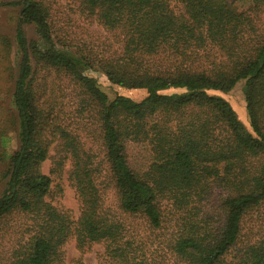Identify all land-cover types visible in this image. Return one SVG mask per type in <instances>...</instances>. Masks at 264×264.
<instances>
[{"label":"trees","instance_id":"1","mask_svg":"<svg viewBox=\"0 0 264 264\" xmlns=\"http://www.w3.org/2000/svg\"><path fill=\"white\" fill-rule=\"evenodd\" d=\"M70 1L107 34L105 48H117L58 49L43 0L3 3L20 9L18 147L6 153L0 141V264H62L70 240L81 255L101 244L105 264H264V0H248L246 9L227 0ZM25 24L39 41L26 37ZM0 46L6 61L9 40L0 36ZM85 69L146 96L109 99ZM52 75L78 90L76 118L95 128L102 162L57 101L44 99ZM240 81L249 129L227 100L209 94ZM52 145L50 175L68 167L75 219L48 200L53 181L41 167ZM104 182L117 211L104 203ZM217 190L219 205L206 208Z\"/></svg>","mask_w":264,"mask_h":264},{"label":"rangeland","instance_id":"2","mask_svg":"<svg viewBox=\"0 0 264 264\" xmlns=\"http://www.w3.org/2000/svg\"><path fill=\"white\" fill-rule=\"evenodd\" d=\"M15 0H0V36L6 37L11 45L10 54L5 60L6 52L0 46V141L4 142L6 153H12L18 147L17 140V121L16 112L12 102L13 82L17 70L18 55L17 46L15 43V28L17 24L20 6H10L8 4ZM234 4L238 9H246L249 6L248 0H227ZM50 8L52 24L54 27L53 39L58 49H64L71 53L76 52V47L85 46L87 50L106 54L117 48L112 46L110 50L106 45L107 34L97 27L95 24L87 21L77 10L76 6L70 0H43ZM24 32L28 39L38 40L39 36L36 33L35 27L31 24L23 25ZM84 74L93 78L96 85L103 91L109 99L116 95H123L140 101L145 96L144 90H128L108 82L106 77L97 69H85ZM47 94L44 98L46 101H57L56 103L62 110L64 121L71 125L73 130L80 135L85 148L90 150L95 159L99 162L103 161L101 142L99 141L94 127H90V123L76 118V105L78 101V90L69 82L58 79L54 75L49 77L44 83ZM243 81L238 82L234 88L228 93H220L210 91L209 94L222 96L232 106L240 122L249 129L247 113L244 104L242 93ZM178 90L164 91L163 93H172ZM3 139V140H2ZM3 148H0V151ZM53 145L49 151V159L42 164V172L50 175L52 157L54 156ZM131 161L133 164L138 162L136 151H131ZM5 165L0 164V171ZM68 167L59 176L50 175L53 184L51 195L48 200L58 209L69 212L72 218H77L79 215V204L77 202L74 190L71 188L67 180ZM104 192V203L114 211H117V200L114 190L104 182L102 185ZM3 188V182H0V193ZM219 191L217 190L214 196L210 199L206 208H213L219 205ZM126 222L133 230L143 231V224L134 219L126 218ZM170 224H166L162 230V235L170 232ZM62 251V264H105L101 262L100 254L103 251L101 244L93 245L89 251L81 255L75 248L74 240L68 241Z\"/></svg>","mask_w":264,"mask_h":264}]
</instances>
